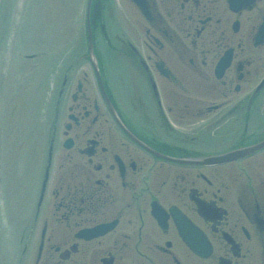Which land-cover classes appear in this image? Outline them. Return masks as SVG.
Instances as JSON below:
<instances>
[{
  "label": "flooded vegetation",
  "instance_id": "1",
  "mask_svg": "<svg viewBox=\"0 0 264 264\" xmlns=\"http://www.w3.org/2000/svg\"><path fill=\"white\" fill-rule=\"evenodd\" d=\"M227 1L126 0L117 68L63 70L28 264H264V150L201 161L264 140V0Z\"/></svg>",
  "mask_w": 264,
  "mask_h": 264
},
{
  "label": "rangeland",
  "instance_id": "2",
  "mask_svg": "<svg viewBox=\"0 0 264 264\" xmlns=\"http://www.w3.org/2000/svg\"><path fill=\"white\" fill-rule=\"evenodd\" d=\"M99 1L103 12V0ZM114 1L128 6L126 0ZM86 2L3 0L0 6V264H19L23 243L36 229L34 199L30 201L36 195H30L38 188L37 167L45 148L39 127L46 128L53 119L61 80V73L53 72L77 64L79 55L87 54ZM108 14L111 16L95 21L96 54H127L128 48L118 44L123 36L113 24V5H108ZM126 26L123 33L139 32ZM140 38L144 39L142 33ZM77 69L80 75L88 67L82 63ZM34 234L31 251L37 248ZM29 259L32 257H26L25 264L34 261Z\"/></svg>",
  "mask_w": 264,
  "mask_h": 264
},
{
  "label": "water",
  "instance_id": "3",
  "mask_svg": "<svg viewBox=\"0 0 264 264\" xmlns=\"http://www.w3.org/2000/svg\"><path fill=\"white\" fill-rule=\"evenodd\" d=\"M91 4H92V0H88L87 12H86V21H87V32H88L89 59H90V61L92 62V64L94 65V67L97 70L98 67H97V61H96V57H95V53H94V48H93L92 28H91V22H90ZM242 5H244V4H242ZM262 145H259V146L253 147V148L246 149V150L243 151V154H246V153L247 154H250L253 151H255V150L259 149L260 147H262Z\"/></svg>",
  "mask_w": 264,
  "mask_h": 264
}]
</instances>
